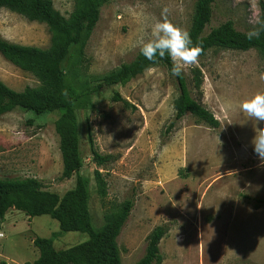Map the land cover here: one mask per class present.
Wrapping results in <instances>:
<instances>
[{"label": "rangeland", "instance_id": "374dc122", "mask_svg": "<svg viewBox=\"0 0 264 264\" xmlns=\"http://www.w3.org/2000/svg\"><path fill=\"white\" fill-rule=\"evenodd\" d=\"M65 18L74 0H52ZM197 0H114L101 9V19L82 67L67 61L64 69L81 88L132 62L142 42L152 39L155 22L167 19L189 32ZM264 0H218L212 28L231 20L237 30L260 28ZM52 33L46 23L0 9V39L48 49ZM204 73L202 92L191 84L193 68ZM126 85L83 101L78 109L81 132V173L90 180V211L101 228L106 215L123 202L135 206L118 237L122 264H137L145 255L148 237L158 226L167 234L160 243L162 264H264V161L254 151L255 128H264L239 110V104L264 92V57L255 50L212 49L183 72L193 97L220 121L211 128L188 114L170 129L179 96L177 80L166 67H154ZM0 79L17 91L38 89L40 81L0 54ZM118 93L132 107L113 100ZM58 113L36 115L16 109L0 117V178L34 177L44 189L64 195L76 184V176L62 179L63 160L56 132ZM113 161L102 167L94 162L90 142ZM108 184L100 197L95 172ZM0 263L35 262L40 252L37 237L52 240L58 252H74L89 240L81 232H61L59 222L44 215L31 218L10 211L2 227Z\"/></svg>", "mask_w": 264, "mask_h": 264}, {"label": "trees", "instance_id": "16d2710c", "mask_svg": "<svg viewBox=\"0 0 264 264\" xmlns=\"http://www.w3.org/2000/svg\"><path fill=\"white\" fill-rule=\"evenodd\" d=\"M74 10L67 19L58 12L52 0H0V9L20 14L30 21L46 23L52 33L48 49L26 46L0 39V54L16 67L33 74L41 83L38 89L27 87L17 91L0 79V117L16 109L32 111L36 115L58 113L56 132L60 138L63 160L62 179L76 176L72 190L59 195L44 189L41 180L34 177L0 178V230L11 209L25 212L31 218L48 215L59 222L61 232H81L89 240L76 247L74 252H58L52 240L37 237L33 243L40 252L33 263L25 264H122L118 237L135 206L128 199L114 212L106 215L105 224L96 228L90 211V180L81 171L84 160L81 154V132L78 109L80 104L117 85H126L145 72L148 67L164 66L177 80L179 96L175 101V117L170 129L191 114L211 128L220 127L216 116L193 97L187 77L171 72L172 61L166 54H157L155 62L147 60L141 51L130 63H124L108 74L77 88L70 80L64 64L67 61L82 67L87 63L85 50L101 19L102 7L114 0H74ZM218 0H197L192 25L189 30L193 45L202 48L199 57L212 49L236 51L257 50L264 57V1L261 6L259 37L249 40L247 33L237 30L228 20L206 33L211 24ZM191 84L201 93L204 84L203 71L195 67L191 71ZM113 100L126 107L132 105L118 93ZM94 162L102 167L113 161L112 156H103L94 148L90 135ZM95 181L102 199L108 195V184L100 170L95 172ZM264 204V201H259ZM167 234L165 226L156 227L148 237L145 255L137 264H162L160 243ZM0 264H8L1 262Z\"/></svg>", "mask_w": 264, "mask_h": 264}, {"label": "clouds", "instance_id": "9594fccd", "mask_svg": "<svg viewBox=\"0 0 264 264\" xmlns=\"http://www.w3.org/2000/svg\"><path fill=\"white\" fill-rule=\"evenodd\" d=\"M167 9L162 12V19L152 26V39L142 42L141 54L149 61L155 62L157 54L163 58L167 54L172 61L171 72L179 76L189 65L196 64L202 53V48L192 46L193 42L190 34L171 23L167 19ZM256 29L247 33V38L252 40L259 37ZM155 71L154 67L145 69V74L149 75ZM259 79L264 81V72L260 73ZM239 110L246 117L255 120L257 124L264 122V92H257L250 98L244 99L239 104ZM255 136L252 140L255 153L264 161V128L256 127Z\"/></svg>", "mask_w": 264, "mask_h": 264}, {"label": "built area", "instance_id": "2783aa9c", "mask_svg": "<svg viewBox=\"0 0 264 264\" xmlns=\"http://www.w3.org/2000/svg\"><path fill=\"white\" fill-rule=\"evenodd\" d=\"M0 238H4V233L0 230Z\"/></svg>", "mask_w": 264, "mask_h": 264}, {"label": "crops", "instance_id": "0c3cea01", "mask_svg": "<svg viewBox=\"0 0 264 264\" xmlns=\"http://www.w3.org/2000/svg\"><path fill=\"white\" fill-rule=\"evenodd\" d=\"M10 211H17V210H15V209H11V210H9V212H10ZM9 212H8V213H9ZM8 213H7V214H8ZM1 231H2V230H1Z\"/></svg>", "mask_w": 264, "mask_h": 264}]
</instances>
